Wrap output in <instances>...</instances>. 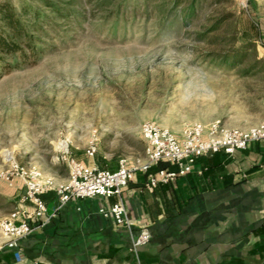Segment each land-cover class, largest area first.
Segmentation results:
<instances>
[{
  "label": "rangeland",
  "instance_id": "374dc122",
  "mask_svg": "<svg viewBox=\"0 0 264 264\" xmlns=\"http://www.w3.org/2000/svg\"><path fill=\"white\" fill-rule=\"evenodd\" d=\"M55 1L87 15L62 20L42 6L41 53L0 62V223L22 181L4 177L10 156L69 177L66 148L142 160L145 122L181 135L264 121V0H192L189 16L191 0ZM243 44V60L219 58Z\"/></svg>",
  "mask_w": 264,
  "mask_h": 264
},
{
  "label": "crops",
  "instance_id": "0c3cea01",
  "mask_svg": "<svg viewBox=\"0 0 264 264\" xmlns=\"http://www.w3.org/2000/svg\"><path fill=\"white\" fill-rule=\"evenodd\" d=\"M70 155L88 166L118 168L116 158ZM36 168L55 185L68 180V173ZM160 168L177 167L162 161L138 170L123 189L132 230L99 212L118 202L117 196L71 199L56 210L51 190L45 193L47 212L29 221L33 231L14 247L0 236V264H264V138L234 153L201 156L188 174L147 188L148 173ZM24 186L21 181L14 191L16 223L23 211L35 209ZM141 231L149 241L134 250L132 238Z\"/></svg>",
  "mask_w": 264,
  "mask_h": 264
},
{
  "label": "built area",
  "instance_id": "2783aa9c",
  "mask_svg": "<svg viewBox=\"0 0 264 264\" xmlns=\"http://www.w3.org/2000/svg\"><path fill=\"white\" fill-rule=\"evenodd\" d=\"M141 134L145 141L144 163H129L122 157L118 160V168L110 170L97 165L88 166L71 156L66 148L64 159L69 168V177L64 184L55 185L52 179L42 177L41 171L36 167L19 164L13 156L6 158L8 169L4 172L6 179L19 178L26 187V196L33 201L35 209L31 212L23 211V220L15 222L18 210L10 214L9 219L0 223V232L8 240V245L14 247L17 239L33 231L35 225L29 221L35 217H42L47 212V204L41 195L48 191H55L58 198L57 209L61 208L71 199L90 197H119V201L109 206H101L99 212L104 216L112 217L119 225L132 230L133 222L127 216V211L121 200L123 189L134 178L138 170L149 171L153 165L162 161L176 165L175 170L160 168L148 173L146 186L155 188L160 183L173 182L178 176L186 175L192 171L196 160L204 155H212L219 151L234 153L244 150L252 141L264 138V121L256 126L246 129H218L216 126L207 129L201 124L186 128L181 135H176L170 129L156 122H145L141 126ZM89 156L96 152L94 146L86 151ZM55 215V212L53 213ZM147 231H141L132 238V248L149 241Z\"/></svg>",
  "mask_w": 264,
  "mask_h": 264
},
{
  "label": "trees",
  "instance_id": "16d2710c",
  "mask_svg": "<svg viewBox=\"0 0 264 264\" xmlns=\"http://www.w3.org/2000/svg\"><path fill=\"white\" fill-rule=\"evenodd\" d=\"M189 2L186 16L193 13V1ZM42 6L47 7L51 13L56 14L62 20H71L70 18L87 15L81 9H72L70 5L60 4L55 0H42ZM42 6L23 5L22 9L18 11L9 1L0 4V62L4 61L6 55H14L27 60L35 58L41 53L43 50L41 44L44 42L42 39L44 29L41 20L47 17ZM246 48L245 44L240 45L219 58L235 64L243 60ZM45 195V193L41 195L44 200L46 199Z\"/></svg>",
  "mask_w": 264,
  "mask_h": 264
}]
</instances>
